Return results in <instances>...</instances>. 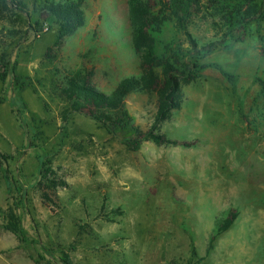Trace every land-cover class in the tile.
<instances>
[{
  "label": "rangeland",
  "instance_id": "obj_1",
  "mask_svg": "<svg viewBox=\"0 0 264 264\" xmlns=\"http://www.w3.org/2000/svg\"><path fill=\"white\" fill-rule=\"evenodd\" d=\"M16 1L0 8V264H63L60 251L74 264H264V21L234 30L236 41L217 18L190 24L198 46L217 43L159 125L178 144L133 150L86 114L64 119L59 90L77 69L106 92L141 73L127 0H84V25L60 40L55 20L34 12L42 0ZM171 38L189 47L169 23ZM156 103L127 97L141 130Z\"/></svg>",
  "mask_w": 264,
  "mask_h": 264
},
{
  "label": "trees",
  "instance_id": "obj_2",
  "mask_svg": "<svg viewBox=\"0 0 264 264\" xmlns=\"http://www.w3.org/2000/svg\"><path fill=\"white\" fill-rule=\"evenodd\" d=\"M12 0H0V8L7 9ZM84 0H42L35 13L45 11L58 25L57 39L74 33L84 25ZM19 6L23 3L16 1ZM130 25L131 46L139 58L141 73L122 77L109 92L95 87L85 73L79 69L71 71L60 79V95L68 106L63 111L66 119L73 112L88 115L99 123L109 134L123 133L121 141L136 150L142 141L150 140L156 144H178L159 131L162 121L169 118L173 109L180 107L183 93L182 84L195 76L194 70L200 66L199 60L216 48V41L198 46L197 40L189 32V26L196 19L217 18L227 28L225 38L236 41L234 30L242 31L252 22L264 21V0H127ZM169 23L182 33L189 47L171 38L164 42L162 36ZM42 26L36 22L35 29ZM260 54L264 60V36L260 35ZM227 46L226 39L222 41ZM14 73L15 84L24 89L30 83L26 75ZM3 77V75H1ZM264 90V80L257 79ZM132 93L154 94L156 112L150 128L143 131L135 124L126 99ZM129 134H125V133ZM0 158H7L0 154ZM51 172L45 163L40 169L41 178ZM50 181V180H49ZM51 183L56 184L52 181ZM61 183V182H60ZM236 214L216 223L210 235V242L221 232L227 230ZM191 254L195 251L192 248ZM63 264H74L68 251H60ZM190 264V263H189Z\"/></svg>",
  "mask_w": 264,
  "mask_h": 264
}]
</instances>
